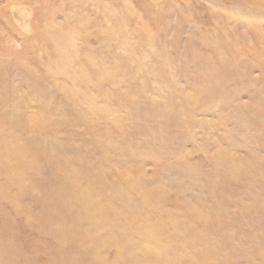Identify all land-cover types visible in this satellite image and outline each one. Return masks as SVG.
I'll list each match as a JSON object with an SVG mask.
<instances>
[{"label": "rangeland", "instance_id": "1", "mask_svg": "<svg viewBox=\"0 0 264 264\" xmlns=\"http://www.w3.org/2000/svg\"><path fill=\"white\" fill-rule=\"evenodd\" d=\"M1 262L264 264V0H0Z\"/></svg>", "mask_w": 264, "mask_h": 264}, {"label": "bare ground", "instance_id": "2", "mask_svg": "<svg viewBox=\"0 0 264 264\" xmlns=\"http://www.w3.org/2000/svg\"><path fill=\"white\" fill-rule=\"evenodd\" d=\"M21 10H22V9H21ZM15 12H16V11H15ZM14 14H15V13H14ZM25 21H26V18L23 20V22H25ZM26 22H27V21H26ZM26 24H27V23H26ZM26 24H25V25H26ZM1 264H2V262H1Z\"/></svg>", "mask_w": 264, "mask_h": 264}]
</instances>
